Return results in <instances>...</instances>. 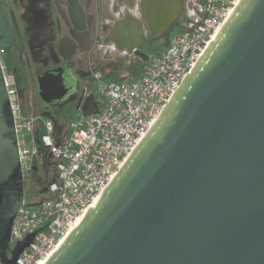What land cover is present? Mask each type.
Returning <instances> with one entry per match:
<instances>
[{
	"label": "water",
	"instance_id": "1",
	"mask_svg": "<svg viewBox=\"0 0 264 264\" xmlns=\"http://www.w3.org/2000/svg\"><path fill=\"white\" fill-rule=\"evenodd\" d=\"M187 5L141 0L136 15L126 16L128 32L120 28L116 34L126 43H115L148 61L143 45L161 41L175 26L187 27ZM79 86L71 66L51 68L38 76L40 103L48 108L75 101L84 115L99 112L94 94L82 89L78 95ZM25 182L0 57L3 264H17L54 219L10 247ZM44 264H264V0L238 2L95 204Z\"/></svg>",
	"mask_w": 264,
	"mask_h": 264
},
{
	"label": "built area",
	"instance_id": "2",
	"mask_svg": "<svg viewBox=\"0 0 264 264\" xmlns=\"http://www.w3.org/2000/svg\"><path fill=\"white\" fill-rule=\"evenodd\" d=\"M239 1L189 0L187 14L191 21L187 27L171 35L166 48L151 56L143 66V73L136 78L108 79L103 72L95 71V91L102 97L101 101L96 98L100 110L90 115L77 110L63 140L55 132V122L45 119L42 139L56 164L57 177L50 183L51 196L35 203L24 200L14 219L10 247L14 248L19 238L54 219L36 233L34 242L23 250L17 264H43L95 204ZM5 79L26 181L40 152L35 137L40 115L24 110L12 74L5 73ZM85 90L86 95L91 94Z\"/></svg>",
	"mask_w": 264,
	"mask_h": 264
},
{
	"label": "flooded vegetation",
	"instance_id": "3",
	"mask_svg": "<svg viewBox=\"0 0 264 264\" xmlns=\"http://www.w3.org/2000/svg\"><path fill=\"white\" fill-rule=\"evenodd\" d=\"M140 1L0 0V42L7 38L4 46L0 45V57L5 73L12 74L16 82L24 108L25 101L38 103L40 112L46 113L45 117L52 118L56 125L59 120L68 117L76 102L66 103L63 100L51 107H42L37 91L38 76L57 66H71L78 85H81L83 80L90 79V74H85L80 67L86 63V50L93 44L101 43L103 38L105 44L113 45L112 51L119 50L128 55L126 49H119L115 43H126L116 34L120 28L122 32H128L131 21L127 22L126 16L131 15L130 7L139 6ZM80 29L88 32L79 35ZM69 34L77 37L70 52L67 51ZM168 41L169 36L162 42L167 46ZM160 42L154 41L151 46L158 47ZM108 64L113 67L114 62L109 60ZM77 93L80 95L81 91Z\"/></svg>",
	"mask_w": 264,
	"mask_h": 264
},
{
	"label": "rangeland",
	"instance_id": "4",
	"mask_svg": "<svg viewBox=\"0 0 264 264\" xmlns=\"http://www.w3.org/2000/svg\"><path fill=\"white\" fill-rule=\"evenodd\" d=\"M136 10V6L134 7ZM117 6H116V11H117ZM125 12V11H124ZM186 25H180V26H175L173 28V30L170 32V34L168 35L169 38L171 37V35H173L175 32H178L180 30L185 29ZM111 28V27H110ZM104 37V36H103ZM164 39L161 40L160 45L157 47L153 46H145V51H147V53L150 56H153L155 54L160 53L161 50H164L165 48V42H162ZM7 41V38H6ZM101 43H104V38L101 39ZM101 43H99V45H101ZM1 47L4 46V44L2 42H0ZM95 46V45H94ZM107 46H109V44H107ZM99 47V46H98ZM98 47H95L94 49V55L95 54H99V52L101 50H99ZM110 47H113V45H110ZM119 51V50H118ZM123 52V51H122ZM115 52L112 54L111 58H115V60L119 61V58L115 57ZM97 57V56H96ZM103 54L98 58V60H96V65H99L97 67H93L91 69L92 74H90V79L92 80L91 83V89L92 92L94 93V95L96 96V98H98L101 101V96L99 94L96 93L95 91V81L93 78V73L95 71H101L104 73V71L102 70L105 66L109 63V61L107 59H105L106 57H104ZM91 59V58H90ZM113 60V61H115ZM142 59H139L135 56L132 55H128L126 58H120V64L122 63H128L130 64V66L132 68H135L136 71H138V74H142L143 73V65L142 66H138L139 64L142 63ZM146 62V61H145ZM116 63V61H115ZM89 65V64H88ZM94 65V64H93ZM105 75V74H104ZM106 77V76H105ZM108 79H114L117 80V78H115L114 76H108ZM87 90H89L91 92V90L89 88H87ZM91 92V93H92ZM97 100V99H96ZM24 104L26 105L24 110L26 112H28L29 110L33 111L32 108L37 112L36 114H39L40 117L38 119L37 122V131L35 133V137L37 139L38 142V146H39V154L35 157L34 159V163H33V171L31 173L30 176H28V178L26 179V190H25V199L26 201H28L29 203H35V202H40L43 199L48 198L49 196H51V192H50V183L54 180H56L57 177V169H56V164L55 162L52 160L51 156H50V151L49 148L44 144L43 142V126H44V121H46L45 119L47 117H45L43 115V112L38 109V103L36 102H32V101H25ZM77 114V109L74 108L70 113L69 116L66 118H62L61 120H59V122L55 123V132H57V134L62 138L61 140H63L66 135L69 133V123L71 122V120L76 116ZM51 119L53 122H55L52 118ZM39 139V140H38ZM59 140V141H61Z\"/></svg>",
	"mask_w": 264,
	"mask_h": 264
},
{
	"label": "crops",
	"instance_id": "5",
	"mask_svg": "<svg viewBox=\"0 0 264 264\" xmlns=\"http://www.w3.org/2000/svg\"><path fill=\"white\" fill-rule=\"evenodd\" d=\"M134 7H132V8L130 7V9H129L131 11V14L132 15H136V10H135ZM86 32H88V31L87 30H84V29H80L79 30V35L80 34L83 35ZM76 40H77V37L76 36L74 37V35H70L69 34V37L67 39V42H68L67 43L68 44L67 51L68 52H70L71 51V48L76 44ZM99 43L98 44H93L89 49L86 50L87 51V60H86V63H85V65L82 64L80 66L81 69H83V72L85 74H87V75L88 74H92V71H91L90 68H93V67L95 68V67L99 66V65H96V60H98V58L103 54V56L106 57L105 59H107L108 61L111 60L112 62H114L113 67L111 65H109V64L108 65H105V66H102V67H104L102 70L104 71V74H105L106 78L108 76H114L115 78H117V80L124 79V78H128L130 80V79L136 78L139 75H141V74H138V71H136L135 68H132L130 66V64H128V63H122V64H120V58H123V57L126 58L130 54L127 55L125 52H121V51H118V50L117 51H112L113 47H110V45H112V44H109V46H107V44H104L103 45V43H102L101 45H99ZM95 47H98L99 50H101L99 52V54H95L94 55V49H95ZM165 48H166V46H165ZM161 51H163V50H161ZM114 52H115V54H114L115 57L119 58V61L115 60V58H113V59L111 58V56H112V54ZM113 60H115L116 63ZM145 64H146V62L145 61H142V63L139 64L138 66H142V65L144 66ZM92 80H91V82H92ZM80 84H81L80 87H79V90L80 91L82 89L89 88L91 90V92H92L90 79L88 80V78H86ZM91 94H93V92Z\"/></svg>",
	"mask_w": 264,
	"mask_h": 264
},
{
	"label": "bare ground",
	"instance_id": "6",
	"mask_svg": "<svg viewBox=\"0 0 264 264\" xmlns=\"http://www.w3.org/2000/svg\"><path fill=\"white\" fill-rule=\"evenodd\" d=\"M129 25H130V24H129ZM60 244H61V243H60ZM60 244H59V245H60ZM58 247H59V246H57L56 249H57ZM56 249H55V250H56ZM55 250H54V251H55ZM54 251H53V252H54ZM53 252H52V253H53ZM52 253L47 257V259L44 261V263H45V262L48 260V258L52 255ZM44 263H43V264H44Z\"/></svg>",
	"mask_w": 264,
	"mask_h": 264
},
{
	"label": "trees",
	"instance_id": "7",
	"mask_svg": "<svg viewBox=\"0 0 264 264\" xmlns=\"http://www.w3.org/2000/svg\"><path fill=\"white\" fill-rule=\"evenodd\" d=\"M39 140V139H38Z\"/></svg>",
	"mask_w": 264,
	"mask_h": 264
}]
</instances>
